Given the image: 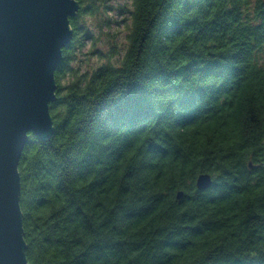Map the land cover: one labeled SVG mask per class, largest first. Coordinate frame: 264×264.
I'll return each mask as SVG.
<instances>
[{"label":"trees","instance_id":"1","mask_svg":"<svg viewBox=\"0 0 264 264\" xmlns=\"http://www.w3.org/2000/svg\"><path fill=\"white\" fill-rule=\"evenodd\" d=\"M78 1L55 131L19 165L28 260L264 264V0H132L125 53L90 72L69 66L108 0Z\"/></svg>","mask_w":264,"mask_h":264},{"label":"water","instance_id":"2","mask_svg":"<svg viewBox=\"0 0 264 264\" xmlns=\"http://www.w3.org/2000/svg\"><path fill=\"white\" fill-rule=\"evenodd\" d=\"M80 6L78 0H0V264H32L19 165L30 133L46 141L55 131L56 71ZM196 184L208 189L213 177L201 173Z\"/></svg>","mask_w":264,"mask_h":264},{"label":"rangeland","instance_id":"3","mask_svg":"<svg viewBox=\"0 0 264 264\" xmlns=\"http://www.w3.org/2000/svg\"><path fill=\"white\" fill-rule=\"evenodd\" d=\"M132 0H108L107 7L96 15L87 13L82 18L83 45L75 50V60L69 67L90 72L105 61L117 63L125 53L131 31ZM70 73L62 79L66 84Z\"/></svg>","mask_w":264,"mask_h":264}]
</instances>
